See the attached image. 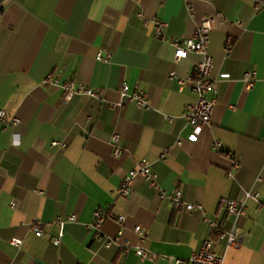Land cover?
<instances>
[{
	"label": "crops",
	"instance_id": "crops-1",
	"mask_svg": "<svg viewBox=\"0 0 264 264\" xmlns=\"http://www.w3.org/2000/svg\"><path fill=\"white\" fill-rule=\"evenodd\" d=\"M0 3V111L19 120L8 129L0 123V264H168L171 257L188 258L210 237L200 212L175 211L141 180L127 198L117 195L124 175L143 159L161 189L180 190L184 202L200 205L213 221L222 218V200H242L245 192L258 194L264 206V0H202L190 4L191 13L183 0ZM204 18L213 20L208 55L216 103L209 125L191 128L183 116L196 96L189 83L178 82L201 56L175 62L171 41L191 38ZM153 20L167 24L162 40L154 37ZM99 52L109 61H98ZM249 71L256 82L246 90L242 77ZM49 74L60 83H82L98 97L65 103L60 88L43 85ZM123 83L143 91L150 108L121 98ZM112 135L123 149L118 158ZM216 142L225 155L213 149ZM96 210L112 218L102 225L103 235L115 238L122 231L128 252L94 239L89 226ZM71 215L75 220L65 222L54 246L55 220ZM34 222L41 237L33 234ZM236 222L244 241L226 251L224 264H264V210L248 199ZM136 226L146 236L143 243ZM13 238L20 247L9 244ZM135 247L148 257L139 259Z\"/></svg>",
	"mask_w": 264,
	"mask_h": 264
},
{
	"label": "built area",
	"instance_id": "built-area-1",
	"mask_svg": "<svg viewBox=\"0 0 264 264\" xmlns=\"http://www.w3.org/2000/svg\"><path fill=\"white\" fill-rule=\"evenodd\" d=\"M186 4L188 13L192 12L191 3L199 2L202 0H183ZM1 8V3H0ZM141 17V16H139ZM218 20H222L221 16L217 17ZM212 19L204 18L200 26L196 29L193 36L188 39H174L171 41V45L174 48V61L178 62L187 58L189 54H197L201 56V61L195 66L193 72L189 74L185 80H179V86H183L184 83H189L191 89L196 96L194 104L189 105L185 111L184 119L187 125L191 128H198L209 125L213 108L215 106V99L213 95L215 93L214 84L210 79V74L213 66L212 58L208 55L209 33L211 31ZM154 25V37L157 40H162L164 37V31L167 24L157 20H153ZM229 46H227V49ZM98 61L108 62L109 56H103L101 52L97 55ZM173 73H170V77H173ZM242 82L246 90H251L256 82V73L254 71L245 72L242 77ZM43 85L47 87H56L62 90V100L65 103L70 102L72 99L80 96L98 97V94L84 86L79 82H59L58 76L49 74L43 81ZM120 96L123 99L132 102L137 109L148 110L150 108L148 99L145 93L141 90H131L126 83H123L120 88ZM0 123L3 124L5 129L14 128L19 124V120L15 117H7L6 112L0 111ZM112 147V155L115 158L121 156L123 149L120 146V139L118 135H112L110 138ZM176 145H180L177 142ZM52 147L59 146L64 147L63 143L53 142ZM213 149L221 154L226 153L221 149L219 143L213 144ZM167 151L163 150L160 160H164ZM234 169L237 168V164L233 163ZM141 180L148 184V186L157 192V195L161 201L168 202L175 211H185L186 213L200 212L202 214L203 222L206 224L210 231V237L205 239L200 248L193 252L188 258H168V264H224L225 253L228 250H238L242 247L244 236L241 234L239 227L237 226V219L242 217L246 211V200L250 199L257 204V211L264 210V206L260 203L259 195L256 193L245 192L242 200L225 199L221 202L222 218L220 221H213L206 217L202 210V207L198 204H189L182 200L180 190L176 189L173 192H166L160 188L157 182V175L153 172L151 163L143 159L141 160L135 169L127 172L122 178L117 195L121 198H127L135 181ZM112 219L110 215L106 214L102 210H96L93 214V222L89 228L94 231V239L101 243L104 248H110L111 246H118L123 252L130 250V244L125 240H120L122 231L118 232L115 238H107L103 235L101 227L105 221ZM74 216H67L65 219L58 218L55 220L54 225L58 228L56 237L52 239L54 246H58L63 237V225L65 222H73ZM119 227L124 222V217L119 216L115 218ZM33 234L36 237L43 235V230L39 227L38 222H34L31 225ZM134 234L138 238L139 243H143L146 240V236L143 233L140 226L134 228ZM222 243L221 250H217L218 243ZM9 244L15 248L20 247L21 240L13 238ZM134 254L141 260L148 257V252L141 247H135Z\"/></svg>",
	"mask_w": 264,
	"mask_h": 264
},
{
	"label": "water",
	"instance_id": "water-1",
	"mask_svg": "<svg viewBox=\"0 0 264 264\" xmlns=\"http://www.w3.org/2000/svg\"><path fill=\"white\" fill-rule=\"evenodd\" d=\"M35 264H47L46 262H43L42 260H39V259H36L34 261ZM75 264H78V263H75Z\"/></svg>",
	"mask_w": 264,
	"mask_h": 264
}]
</instances>
